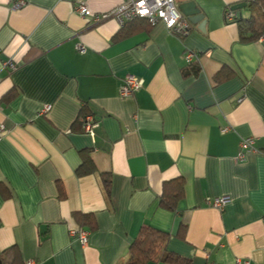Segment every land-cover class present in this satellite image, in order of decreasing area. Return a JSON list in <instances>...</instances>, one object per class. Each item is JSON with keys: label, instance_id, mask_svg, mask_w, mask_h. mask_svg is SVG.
Instances as JSON below:
<instances>
[{"label": "crops", "instance_id": "crops-1", "mask_svg": "<svg viewBox=\"0 0 264 264\" xmlns=\"http://www.w3.org/2000/svg\"><path fill=\"white\" fill-rule=\"evenodd\" d=\"M77 1L0 0V250L17 246L26 264H126L150 225L170 239L146 264H171L166 252L264 264V32L241 41L226 18L249 0H175L187 35L160 22L121 40L124 25L82 18ZM85 1L100 16L122 0ZM127 74L144 86L123 97ZM84 160L95 169L79 175ZM178 179L185 193L166 209ZM224 196V207L210 203ZM85 215L95 223L86 245L71 235Z\"/></svg>", "mask_w": 264, "mask_h": 264}, {"label": "trees", "instance_id": "trees-1", "mask_svg": "<svg viewBox=\"0 0 264 264\" xmlns=\"http://www.w3.org/2000/svg\"><path fill=\"white\" fill-rule=\"evenodd\" d=\"M228 8L232 9L231 7ZM245 9L249 12L248 16H240L234 22L238 24L241 41H256L264 32V0H249ZM241 10L242 9L238 11ZM135 26L138 27L135 28ZM152 27L153 25L146 19H135L129 21L115 36V40H121L141 30L149 32ZM191 64L194 63H189L188 66H191ZM192 73H194V69L192 70ZM185 74L189 75L191 72H185ZM87 114L88 112H85L83 115L85 116ZM94 169L95 168L92 162L84 160V163L78 170V174L84 175L93 172ZM110 183V180L104 178V185L108 192L110 191ZM184 193L185 182L183 179L169 182L165 186L163 197L161 199V205L166 209L174 210L176 208L177 202L183 197ZM94 224L93 216L85 215L80 217L79 228L87 227L90 230L94 228ZM169 239V233L150 225L144 226L141 229L138 237L132 242L130 246V255L126 264H146L148 261L156 257L160 246L166 244ZM162 260L171 264H191L189 259L172 252L164 253ZM0 264L26 263L22 257L21 251L17 246L14 245L4 250H0Z\"/></svg>", "mask_w": 264, "mask_h": 264}, {"label": "built area", "instance_id": "built-area-1", "mask_svg": "<svg viewBox=\"0 0 264 264\" xmlns=\"http://www.w3.org/2000/svg\"><path fill=\"white\" fill-rule=\"evenodd\" d=\"M25 4L24 1L16 2L15 8H20ZM76 11L82 18H88L93 16L96 20H101L102 18H108L110 16L116 18L121 26L125 25L127 22L135 19H146L153 26L157 23L163 22L167 28L180 36H185L191 31V24L189 20L183 16L175 0H122L118 6L111 10L108 14H103L100 16L95 15L88 3L85 0H78L76 2ZM226 18L228 21L234 22L238 18L237 11L228 8L226 12ZM81 52H85L86 48L79 46ZM199 59L198 55L193 51L189 50L186 52V60L188 63ZM144 86V80L134 76L132 74H127L124 77L123 83L120 86V94L123 97H130L135 95ZM53 106L47 104L41 110V114H47L52 110ZM83 122V129L88 132H93V127L96 124V119L92 114H87L81 118ZM5 129L3 124H0V132ZM241 146L243 150L239 154V159L245 160L246 151L255 149V140L251 138H246L242 141ZM230 196L219 197L212 200L210 203L221 208L231 202ZM91 231L84 227L76 228L71 230V235L78 237L84 245L88 243ZM29 264H34L29 262Z\"/></svg>", "mask_w": 264, "mask_h": 264}, {"label": "water", "instance_id": "water-1", "mask_svg": "<svg viewBox=\"0 0 264 264\" xmlns=\"http://www.w3.org/2000/svg\"><path fill=\"white\" fill-rule=\"evenodd\" d=\"M246 5H247V2H240L238 4L233 5L231 8L233 10H240V9L246 7ZM180 11H182V13H185V9L181 6H180Z\"/></svg>", "mask_w": 264, "mask_h": 264}]
</instances>
